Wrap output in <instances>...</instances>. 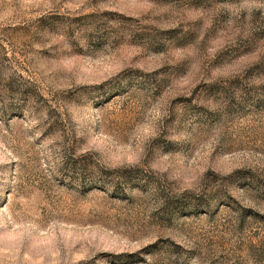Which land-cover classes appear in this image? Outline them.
I'll return each mask as SVG.
<instances>
[{
	"label": "rangeland",
	"instance_id": "rangeland-1",
	"mask_svg": "<svg viewBox=\"0 0 264 264\" xmlns=\"http://www.w3.org/2000/svg\"><path fill=\"white\" fill-rule=\"evenodd\" d=\"M0 264H264V0H0Z\"/></svg>",
	"mask_w": 264,
	"mask_h": 264
}]
</instances>
